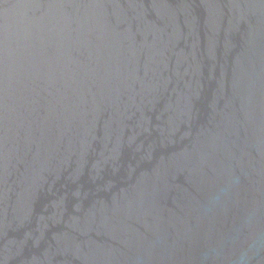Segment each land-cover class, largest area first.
<instances>
[{"label": "water", "instance_id": "obj_1", "mask_svg": "<svg viewBox=\"0 0 264 264\" xmlns=\"http://www.w3.org/2000/svg\"><path fill=\"white\" fill-rule=\"evenodd\" d=\"M0 264H264V0H0Z\"/></svg>", "mask_w": 264, "mask_h": 264}]
</instances>
